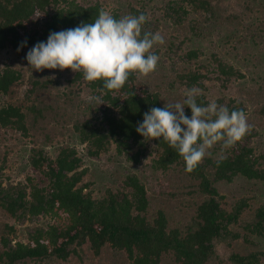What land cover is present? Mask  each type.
Returning a JSON list of instances; mask_svg holds the SVG:
<instances>
[{
  "label": "trees",
  "instance_id": "1",
  "mask_svg": "<svg viewBox=\"0 0 264 264\" xmlns=\"http://www.w3.org/2000/svg\"><path fill=\"white\" fill-rule=\"evenodd\" d=\"M183 2L170 9L192 34L204 36L212 23L220 21V26H234L228 35L232 37L243 26L239 16L218 14L221 0ZM249 3L251 8L253 3ZM263 5L261 2L258 6ZM101 10L106 11L98 2L83 5L77 0H0V52L10 47L23 54L37 42L46 41L50 32L94 22ZM40 12L45 17L36 19ZM140 12L146 14L132 8V15ZM112 14L121 17L118 12ZM185 18H189L188 23ZM149 25L148 19L143 30L150 31ZM254 29L258 31L253 34L255 44L264 45V21ZM25 40L26 46L21 47ZM198 56L199 50L191 48L183 59ZM217 69L226 78L244 77L240 70L221 61ZM205 78L201 70L170 73L159 88L149 89L138 82V73H133L119 90L105 89L101 80L89 81L93 97L84 99L78 88L82 73L77 72L62 85L48 71L0 63V131L19 140L29 139L33 144L31 166L42 175L38 178L29 174L25 182L9 187L0 182V210L16 220L39 216L53 219L47 227L30 232L27 242L13 238L17 232L14 223L0 220V264H76L77 259L83 262L85 253L102 260L105 252L116 253L123 264H224L217 259V241L240 237L230 225L238 222L248 202L243 200L229 211L222 206L218 184L244 177L264 192V153H257L244 140L248 134L229 147L225 156L206 155L192 172L185 171L182 156L166 141L152 138L159 149L153 170L163 173L166 186L178 188L177 192L168 190V197L154 211L147 185L137 174L123 177L127 190L107 189L100 198L86 192L89 184L82 181L88 168L83 167V158L73 145L75 140L86 144L90 157L101 156L113 143L120 155L136 148L130 158L139 162L148 140L136 131L143 114L171 102L176 84L187 89L203 88ZM259 95H264V73L260 74ZM199 101L208 103L204 95ZM229 109L244 110L239 104ZM259 112L264 115V105ZM185 113L190 116V108L185 107ZM46 146L58 147L55 158L46 154ZM188 207L193 213L185 218L181 213ZM246 229L264 238V202ZM244 237L246 242L251 241L250 236ZM261 254L260 250L236 251L230 260L233 264H262Z\"/></svg>",
  "mask_w": 264,
  "mask_h": 264
},
{
  "label": "rangeland",
  "instance_id": "2",
  "mask_svg": "<svg viewBox=\"0 0 264 264\" xmlns=\"http://www.w3.org/2000/svg\"><path fill=\"white\" fill-rule=\"evenodd\" d=\"M77 1L83 5L98 2L106 11L111 14L118 12L121 17L132 15L133 7L145 11L149 19L150 32H158L163 36L164 42L154 45L151 49L159 56L156 70L148 75L138 73V82L146 85L149 89H157L162 85L163 77L166 79L170 73L201 70L206 78L203 80L204 87L197 88L202 90L206 100L208 102L214 100L219 105H226L227 107L239 104L244 108L248 123L252 126L248 137L244 140L253 145L257 153H264V115L259 112L264 105V95L258 96L260 74L264 73V53L262 52L264 45H256L253 37V34L258 32L254 27L264 21V5L263 7L258 6L264 0H221L219 10L217 9L218 14L221 13L222 16L233 14L242 18L243 26L237 29V32L233 33L235 36L232 37L228 35L234 30L232 29L234 26L225 24L220 26V21L212 23L209 32L205 33L204 36L192 34L189 29L180 24L182 21L179 22L180 19L170 9L178 2L180 4L182 0ZM183 1V4L187 3V0ZM249 2L253 3L251 8L248 7ZM45 15L44 12H40L36 14L35 18L40 19ZM185 20L187 23L189 22V18H185ZM191 48L199 50V56L193 60L183 59V55ZM27 52L28 50L23 54H18L13 48L3 49L0 52V63L2 65L12 63L17 68L28 70L29 65L25 59ZM220 61L228 66H234L244 74V77L234 75L226 78L217 69ZM43 70L48 71L62 85L77 73L71 69H64L63 71L59 69ZM88 85L89 81L85 80L84 77L78 84L80 96L84 99L93 97ZM19 89L20 86L16 90L17 95ZM174 90L175 98L171 102L181 101L187 88L185 85L176 84ZM258 98L260 99L258 100ZM98 101L103 106L106 104L102 100ZM15 137L0 131V182L5 187L21 181L25 182L26 176L29 174L38 175V178L42 177L41 174L33 170L30 163L29 157L33 144L24 137L22 140ZM58 138L62 139V137ZM74 142L73 145L76 146L78 154L83 158V167L88 168V172L82 181L89 184L85 191L91 192L94 198L102 197L107 189L113 191L127 190L124 189L123 177L129 173L137 174L146 183L152 200V211L162 205V200L169 195L168 190L173 192L178 190L177 187L166 186L163 173L153 170L152 163L157 157L159 149L151 139L147 140L146 152L140 157L139 162L130 158L136 148L131 150L129 154L120 155L116 151L115 143H113L110 149L101 156L90 157L87 154L86 144H81L77 140ZM59 145L57 143V146ZM228 149L217 143L209 149V152L218 158L225 156ZM45 152L49 157L55 158L58 154V147L46 146ZM4 160L6 161L4 162ZM3 165L5 166L3 167ZM262 185L264 188V184ZM218 186L223 195L222 206L229 211H232L243 200L248 202L238 222L230 225L231 230L239 233L240 237L227 236L221 241H217L218 261L224 264H233L230 260V255L233 252L260 250L262 251L260 260L264 264V238L250 234L246 229V225L254 219L256 209L264 202V192L262 194L256 183L244 177H236L231 182H220ZM185 210L181 213L185 218L193 213L189 207ZM0 220L14 223L17 226V232L13 238L27 242L30 232L34 231L36 227H47L51 219L49 216H39L35 219L23 217L21 220H16L0 210ZM245 234L251 237L250 242L245 241ZM85 254L83 262L77 259L76 264H123L119 256L113 252L110 254L105 252L102 260L94 255Z\"/></svg>",
  "mask_w": 264,
  "mask_h": 264
},
{
  "label": "clouds",
  "instance_id": "3",
  "mask_svg": "<svg viewBox=\"0 0 264 264\" xmlns=\"http://www.w3.org/2000/svg\"><path fill=\"white\" fill-rule=\"evenodd\" d=\"M147 21L143 12L117 19L101 10L94 22L50 32L46 41L28 50L25 59L36 71L71 69L87 81H103L107 90H119L131 74L148 75L157 68L159 56L151 49L163 44L164 38L158 32L144 31ZM26 44L25 40L21 47ZM202 95L197 87L189 88L182 101L150 108L136 126L144 138L163 139L176 150L187 172L197 168L217 143L229 148L252 128L243 109L230 110L214 100L204 104L199 101ZM185 107L190 108V116Z\"/></svg>",
  "mask_w": 264,
  "mask_h": 264
}]
</instances>
